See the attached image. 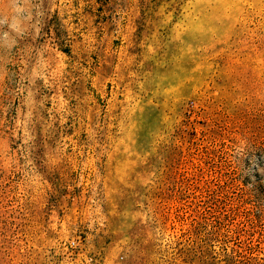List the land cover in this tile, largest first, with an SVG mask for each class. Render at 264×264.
<instances>
[{
    "label": "rangeland",
    "instance_id": "rangeland-1",
    "mask_svg": "<svg viewBox=\"0 0 264 264\" xmlns=\"http://www.w3.org/2000/svg\"><path fill=\"white\" fill-rule=\"evenodd\" d=\"M0 264H264V0H0Z\"/></svg>",
    "mask_w": 264,
    "mask_h": 264
},
{
    "label": "clouds",
    "instance_id": "clouds-1",
    "mask_svg": "<svg viewBox=\"0 0 264 264\" xmlns=\"http://www.w3.org/2000/svg\"><path fill=\"white\" fill-rule=\"evenodd\" d=\"M237 152L240 153V154L242 155V154H243V149L238 148V149H237Z\"/></svg>",
    "mask_w": 264,
    "mask_h": 264
}]
</instances>
